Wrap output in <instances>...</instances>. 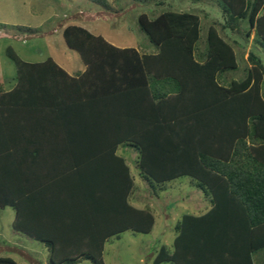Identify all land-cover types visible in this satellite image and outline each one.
I'll list each match as a JSON object with an SVG mask.
<instances>
[{"label":"trees","instance_id":"16d2710c","mask_svg":"<svg viewBox=\"0 0 264 264\" xmlns=\"http://www.w3.org/2000/svg\"><path fill=\"white\" fill-rule=\"evenodd\" d=\"M219 1L226 26L246 17L264 46V0ZM137 24L153 51L119 48L81 25H65L66 45L86 66L72 74L51 57L24 61L8 48L16 74L10 89L0 81V208H13L14 231L43 243L50 264H104L107 238L126 230L148 233L154 224L149 206L128 202L134 178L116 153L125 144L137 151L138 174L148 186L162 191L166 182L188 176L212 204L202 215L182 216L173 250L162 245L153 264H264V257L255 258L264 252L261 59L249 52L244 77L223 83L222 74L237 67L233 45L209 26L205 48L197 51V14L142 12ZM92 103L102 104L101 111L81 114ZM74 119L82 126L73 129ZM86 119L107 127H86ZM58 121L66 124L65 136L108 143L65 144L56 156L59 146H47L57 159L49 165L42 138L58 132ZM42 122L53 126L45 129ZM77 148L86 151L82 159L73 154ZM57 180L62 186L51 188ZM60 230L79 235L75 248L60 251ZM0 264L19 263L0 256Z\"/></svg>","mask_w":264,"mask_h":264},{"label":"rangeland","instance_id":"374dc122","mask_svg":"<svg viewBox=\"0 0 264 264\" xmlns=\"http://www.w3.org/2000/svg\"><path fill=\"white\" fill-rule=\"evenodd\" d=\"M160 1L162 5L158 4ZM103 3L108 7L90 0H0V81L5 89L13 87L16 74V64L9 57L8 48L26 61L39 62L51 57L69 73L81 68L83 62L80 56L66 45L62 37V28L67 24L81 25L114 45H130L139 52H150L154 45L137 24V15L141 12L150 16L164 10L197 14L200 18L199 52L205 48L208 27H215L219 35L233 45L237 59V67L222 74L223 83L244 77L251 67L249 52L257 55L264 65V46L254 27L249 26L246 17L233 21V24L228 22L232 26H226L219 0H103ZM17 26L31 27L34 31L24 33ZM120 148L118 153L125 156L134 178L133 194L143 196L146 206H153L155 222L148 233L126 230L108 238L104 243L102 259L104 264H153L151 255L160 245L172 249L174 223L182 214L193 213V204L203 202L206 205L207 196L195 187L194 180L188 176L166 182L165 190L156 191L155 185L148 186L139 176L136 151L129 145ZM13 216L11 206L0 208V256H9L28 264L20 253L6 250L7 246H13L31 255L40 264H45V249L39 241L14 231ZM31 245L37 253L26 249ZM76 264L92 263L81 260Z\"/></svg>","mask_w":264,"mask_h":264},{"label":"crops","instance_id":"0c3cea01","mask_svg":"<svg viewBox=\"0 0 264 264\" xmlns=\"http://www.w3.org/2000/svg\"><path fill=\"white\" fill-rule=\"evenodd\" d=\"M162 1H160L158 4L159 5H162L163 4V2L161 3ZM142 13V12H141ZM140 14V13H139ZM138 16V15H137ZM72 24H75V23H72ZM111 44L112 45H114L112 42H111ZM116 44V43H115ZM115 46H117V45H115ZM117 47H119V48H125V47H133V46H130V45H120V46H117ZM146 46H144V48H145ZM134 48V47H133ZM137 48H139V47H137ZM136 49V48H135ZM143 50H146V49H143ZM154 50V47H153V49L152 50H150V51H153ZM46 59V58H45ZM45 59H43V60H40L39 62H41V61H44ZM54 60V59H53ZM24 61H26V60H24ZM55 61V60H54ZM29 62H38V61H29ZM56 62V61H55ZM57 63V62H56ZM58 64V63H57ZM60 66V65H59ZM85 64L83 63L82 64V66H81V68L80 69H76L75 71H71L70 73H69V71H68V69H65V68H63L64 70H66L69 74H72V73H76V72H82L84 69H85ZM79 92H77V93H79V94H81L80 92H82L83 90L81 89V90H78ZM109 97H111V96H109ZM104 98V99H103ZM102 99L103 100H105V98H107V97H103ZM106 100H108V99H106ZM108 101H110V100H108ZM106 102L107 101H105L104 102V104H103V107H105L106 108ZM92 107H90V108H88L87 109V107H84L83 109H82V112H81V114L82 113H88V114H94V113H97L98 111H101V110H98V109H101V107H102V104H98L99 106V108H97V106H94V103H92ZM112 109V107H107L106 108V112H108V111H110ZM83 111H85V112H83ZM74 121V123H73V125H72V127H73V129H76V127H81L82 126V124H79V123H75V119L73 120ZM77 122V121H76ZM39 125H41L42 127L43 126H45L44 128L45 129H47V128H49V127H52L53 126V124H51V123H47V124H44L43 122H42V124H39ZM84 126H86V127H89V128H98V127H107V122H105V121H103V122H97V121H92V120H89V119H86L85 121H84ZM43 128V129H44ZM56 128H57V130H58V132L56 133V134H54V135H49V136H45V138H42L43 139V143H44V145L43 146H45L44 147V149L41 151V153H42V160H47L48 162H49V165L52 163V162H55L57 159H56V157H51V153H50V151L48 150V149H50V148H48L47 149V146H50V145H58L59 147H58V149L54 152L55 153V156L56 155H58V154H60V152L64 149L63 147H60V146H63V145H65V144H71V143H86V144H89V143H91V144H94V143H99V144H101V145H104V144H107L108 143V140H107V138H100V137H95V136H92V137H85V138H80V137H77V138H74V137H76V136H74L73 135V138H70L71 136H65V134H63V130H65L66 129V124H63V122H60V121H58L57 122V124H56ZM43 137V136H42ZM126 145L125 144H121V145H119L118 146V148H117V151H116V153L118 154V155H120V156H122L124 159H125V162L127 163V161H126V158H125V156L123 155V153H121V152H119L118 153V150H120L121 148L120 147H122V148H124ZM63 148V149H62ZM134 149V148H133ZM52 150H55L54 149V147H52V149H51V151ZM135 150V149H134ZM74 152H73V154H74V156L76 157V158H78V159H82L83 158V156H84V154H86V151L85 150H81V149H76V150H73ZM136 151V150H135ZM138 153H137V151H136V155H137ZM136 158H137V156H136ZM53 164V163H52ZM128 165V164H127ZM128 167H129V165H128ZM70 173H72V177H74V179L73 180H75V177H76V174H75V171L73 170L72 172H70ZM52 183V182H51ZM61 183V181H59V180H57L56 182L55 181H53V183L51 184V188H53V189H56L57 187H59V186H62V185H59V186H57V184H60ZM55 187V188H54ZM196 187V186H195ZM197 188V187H196ZM165 190V189H164ZM163 191V190H162ZM143 196H138V195H136V194H132V196H130L129 198H128V202L130 203V204H132L134 207H136V208H143V207H145L146 206V202H144V200H143V198H142ZM206 201H207V204L206 205H203L202 203L203 202H200V204H193L192 205V207L195 209V211L193 212V213H184V214H182L181 215V217H180V219L177 221V222H179L180 220H181V218H182V216L183 215H185V214H191V215H202V214H204V213H206L210 208H211V206H212V204L210 203V200H209V197L207 196V199H205ZM199 205H202L200 208L198 207ZM150 208H151V211H152V213H153V216H154V210H153V206H151V205H148ZM48 207V206H47ZM2 208H4V207H2ZM34 209V208H33ZM14 217V216H13ZM13 221V220H12ZM154 222H155V217H154ZM177 222H175L174 223V225H173V228H172V231H173V236H172V249L170 250V251H172L173 250V241H174V238L176 237V235H177V232L175 231V228H174V226L176 225V223ZM59 237H56V239H58V242H59V248H60V251L61 252H63V251H68V250H71L72 248H75L74 246H75V242L76 241H78V240H80L81 238H79V235L78 234H73V233H66V232H64V231H62V230H60V234L58 235ZM112 237V236H111ZM111 237H109V238H111ZM34 240V239H33ZM106 240H108V238L106 239ZM70 242H71V244H70ZM42 246H43V248L45 249V251H46V253H45V264H50L49 263V259H48V257H49V251H48V249H47V247L42 243L41 244ZM40 245V246H41ZM68 245V246H67ZM162 245H160L158 248H160ZM165 246V245H164ZM4 247V246H3ZM5 248V247H4ZM7 248V249H6ZM5 249L6 250H9L10 252L12 251V252H18V253H20L21 254V256H23L26 260H27V262H28V264H40L39 263V261H37L35 258H32L31 257V255H29L28 253H24L21 249H18V248H16V247H6ZM167 248V247H166ZM26 249H28V251H30V252H32V253H37V249H35L32 245L31 246H29V247H27ZM156 252L157 251H155L152 255H151V261L153 260V258H154V256H155V254H156ZM63 254V253H62ZM263 255H264V252H261V253H257L256 254V256H255V258L257 259V260H260V258H262L263 257ZM15 260V259H14ZM15 261H17V260H15ZM19 264H24V262L22 263V262H20V261H17ZM80 262V261H79ZM26 263V262H25ZM78 263V262H77ZM164 263H167V264H171V263H168V262H163V264ZM27 264V263H26ZM161 264V263H160Z\"/></svg>","mask_w":264,"mask_h":264}]
</instances>
